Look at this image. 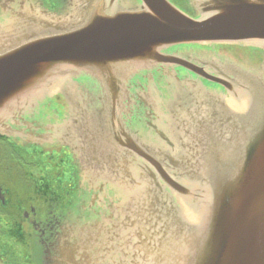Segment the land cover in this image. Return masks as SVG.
<instances>
[{"label":"water","instance_id":"obj_1","mask_svg":"<svg viewBox=\"0 0 264 264\" xmlns=\"http://www.w3.org/2000/svg\"><path fill=\"white\" fill-rule=\"evenodd\" d=\"M139 1L138 7L123 9L120 0H67V11L58 14L28 1L16 6L7 2L0 23V135L15 137L14 127L30 128L20 118L44 98L64 92L74 71L98 84L105 108L115 118L130 73L149 62H177L160 55V49L244 44L227 46L264 50V0H193L197 19L165 0ZM222 46L214 47L225 55ZM238 65L254 68L252 77L243 76L245 81L227 83L233 91L227 107L237 109L241 118L223 121L224 128L217 131L199 132V138L209 142L188 144L191 151L186 148L187 158L177 163L178 172L169 174V164L164 168L158 160L147 161L156 173L149 168L145 174H134L137 166L127 173L130 165L124 161L114 167L120 198L114 207L116 224L124 245L134 236L132 264H264V62ZM190 70L210 79L201 69ZM133 80L139 88L147 86ZM239 85L246 88L239 90ZM86 107V92L78 90L73 98L75 118L82 117ZM58 130L62 133L61 126ZM26 164L22 161V167ZM156 175L173 197L154 193L161 187ZM127 188L143 197L130 210ZM102 227L104 222L91 227L82 244L86 264H100L101 256L109 257L104 239L108 234ZM81 240L76 239L77 245ZM74 250V263L85 264L78 247Z\"/></svg>","mask_w":264,"mask_h":264},{"label":"flooded vegetation","instance_id":"obj_2","mask_svg":"<svg viewBox=\"0 0 264 264\" xmlns=\"http://www.w3.org/2000/svg\"><path fill=\"white\" fill-rule=\"evenodd\" d=\"M11 1L17 4L28 1L55 12H64L67 2L0 0V10ZM120 1L132 6L137 4L136 0ZM167 1L189 16L197 15L191 0ZM183 47L162 54H175L215 77L228 74L224 70L228 67H223L226 61L252 66L264 62L260 51L238 46H222L225 55L215 47ZM139 74H142L140 78ZM76 78L84 85L88 114L71 117L64 100L54 96L20 118L21 124L30 123L31 127H14L16 138L10 141L14 146L0 139V264H75V239L69 234L77 229H90L104 220L109 223L108 229L105 223L102 227L108 234L104 239L108 240L109 257L101 256L100 264H132V254L136 253L134 236L124 245L116 224L114 207L120 198L116 197L114 167L124 161L130 165L127 173L135 166L138 171L134 174L141 175L140 171L145 174L149 168L156 173L147 161L158 160L164 168L169 166V174H174L179 170V160L187 158L186 148L191 151L188 144L209 142L208 138H199V132L217 131L224 128L223 121L241 118L237 109H228L223 98L210 96H223L219 95L224 93L221 84L200 78L182 66L152 62L150 67L132 76L125 84L126 92L116 103L119 106L115 118L109 116L105 94L99 87L88 78ZM133 79L142 80L146 85L152 81L158 106L149 97L147 87L139 88V83ZM229 79L234 82L233 78ZM170 83L183 86V90L189 83L187 87L197 91L184 99L183 107L166 106L173 101L166 91ZM225 86L229 87L226 83ZM244 88L238 87L239 90ZM68 120V127L58 132L56 127ZM6 149L15 154L16 161L27 163V168L7 164ZM166 163L169 165L165 167ZM38 164H45V168L38 170ZM44 170L45 175L41 172ZM156 180L161 187L154 193L173 197L174 193L159 175ZM131 181L134 183L133 178ZM126 192V209L130 210L143 197L137 189L127 188ZM85 241V238L81 240L77 247L86 264V256L82 255L86 250L82 245ZM90 246L89 243L88 248ZM19 248L24 249V254L18 253Z\"/></svg>","mask_w":264,"mask_h":264},{"label":"rangeland","instance_id":"obj_3","mask_svg":"<svg viewBox=\"0 0 264 264\" xmlns=\"http://www.w3.org/2000/svg\"><path fill=\"white\" fill-rule=\"evenodd\" d=\"M11 156L13 157V159L12 158H10L9 160H8V163H10V164H16V165H19L20 167H22V162L20 161H16L15 159H14V156L11 154ZM11 166H13V165H11ZM22 168H25V167H22ZM26 169V168H25ZM11 180H13V182H14V177L12 176V179ZM21 198H23L24 196L23 195H21L20 196ZM18 253H21V254H24V249L23 248H19V250H18Z\"/></svg>","mask_w":264,"mask_h":264}]
</instances>
